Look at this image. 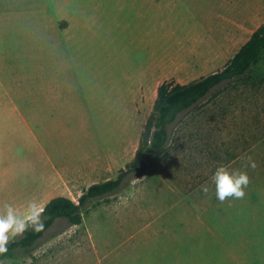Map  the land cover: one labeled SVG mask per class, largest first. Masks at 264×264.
<instances>
[{"label": "rangeland", "instance_id": "374dc122", "mask_svg": "<svg viewBox=\"0 0 264 264\" xmlns=\"http://www.w3.org/2000/svg\"><path fill=\"white\" fill-rule=\"evenodd\" d=\"M79 4L102 7L97 25L88 24V31L76 27L78 36L59 47L57 42L73 26L60 17L73 16ZM183 5L186 13L180 19L185 20L173 24L189 26L170 36L174 42L178 38L187 42L201 33L192 23V4L185 1ZM106 6L107 0H0V49L15 66L6 68L4 74L0 69V206L11 203L23 211L31 200L46 206L61 195L78 202L88 187L117 177L134 158L154 109L158 85L139 86V97L131 106L118 87L111 86L136 76L150 55L144 44L145 23L137 10L121 20V49L108 50L112 22ZM15 10L36 14L35 22L45 36L42 46L35 39L36 50L41 47L39 56L25 44L34 19L12 20V24L20 21L21 34L7 35L9 27L3 17ZM167 38L158 36L163 43ZM60 50L62 58L57 63ZM166 50L161 46L155 55L163 57ZM60 69L71 80V93L90 110L104 104L109 111L29 112V108H38L34 102L28 106V93L39 87L41 74L59 79ZM105 79L110 85L102 84ZM262 79L264 52L249 76L224 83L179 116L171 126V142L159 165L91 202L80 225L60 219L31 250L20 249L0 264H155L160 255L171 256L167 247L172 246V251L179 247L185 255L186 248L194 244L210 264H264ZM249 156L257 165L255 170L243 167ZM220 165L247 171L250 184L243 199L221 203L216 198L211 176ZM204 184L211 188L208 195L201 190ZM179 220L197 225V234L192 233V225L188 228L190 242L173 241L186 226L167 224V232L149 236L142 228L144 223ZM204 239H209L211 247Z\"/></svg>", "mask_w": 264, "mask_h": 264}, {"label": "crops", "instance_id": "0c3cea01", "mask_svg": "<svg viewBox=\"0 0 264 264\" xmlns=\"http://www.w3.org/2000/svg\"><path fill=\"white\" fill-rule=\"evenodd\" d=\"M185 1L192 4L189 10V12H192V23L201 33L199 32L187 42L185 40L181 41V38L174 42L169 39L170 36L173 38L178 28L182 27L185 29L186 26H189V24L182 26L173 24L177 19L185 20L184 18L180 19V16L186 13L185 8H183L184 5L181 7V4ZM135 10H137L139 17L145 23L143 33L146 38L144 44L150 56L147 57L148 61L136 76H132L127 81H120L111 85L117 86L120 93L127 97L129 106L138 99L139 86L158 85L159 88L166 81L187 84L202 76L224 69L236 53L251 39L258 28L264 24V0H107L106 15L108 20L112 22L107 35L108 50L115 52L121 49L120 37L123 33L121 20L129 14H133ZM20 12L11 11L4 14L3 18L7 20V26L9 27L7 35L13 36L15 31H18V35L21 34H19L20 21L12 24V20L29 21L36 18V14L26 15ZM101 14L102 7L99 4L95 6L79 4L73 16L62 15L60 18L72 22L73 26L71 31L65 32L64 36L57 42L58 46L61 47L62 42L70 40L71 37L76 38L78 36L77 28L78 30L84 28L85 31H88V24L92 25L94 22L97 25ZM31 22L33 26L32 29H29V33L27 32L29 35L25 44L28 49L32 52L35 51L36 55L39 56L41 47L36 50L39 45L35 44V39L39 38L42 42L40 46H42L45 36L41 33L42 27L38 22H35V19ZM93 32L98 36L96 31ZM47 36L49 38V35ZM158 36H167L168 38L163 43L162 40L158 39ZM20 46L21 44L18 43L17 47ZM161 46L167 49L163 57L155 55ZM60 54L61 50L55 56L57 63L62 58ZM8 57V53L0 49V69L2 74H4L6 68L15 67H13ZM60 70L59 79L48 78L49 74L44 72L41 74L43 79H39L42 80L39 83V87L32 88L28 93L30 99L28 106H31L30 102H34L38 108H29V112H37L39 109H42L43 112L109 111V108H105L104 104L99 105L95 110H90L91 108L87 107L89 105L86 102L71 93V89H69L71 80L62 72V69ZM174 78H178V80ZM9 82L10 80L8 79L5 85ZM99 82L100 80L96 83L98 84ZM101 82L103 85H110L107 84L109 83L107 79ZM86 83H89V81L86 80ZM64 93H67V95ZM27 124H29L28 121ZM167 224L187 227L178 230V234L173 239L175 243L191 241V230L188 229L191 225L192 228L194 227L192 233H198L197 225L195 226V223L193 224L189 220L144 223L142 228L147 230L145 233L147 236L164 234L167 232L165 227ZM205 233L204 237L208 238V234L206 233L205 235ZM147 239L142 238V241H147ZM204 241L211 247L209 239H204ZM186 249L187 252L184 255V252H181L179 247L173 251L172 246L167 247L166 252L171 251V256L165 257L162 254V257L160 255L155 264H210L208 256L202 254L195 244L193 248L188 246Z\"/></svg>", "mask_w": 264, "mask_h": 264}, {"label": "trees", "instance_id": "16d2710c", "mask_svg": "<svg viewBox=\"0 0 264 264\" xmlns=\"http://www.w3.org/2000/svg\"><path fill=\"white\" fill-rule=\"evenodd\" d=\"M263 52L264 24L224 69L187 84L166 81L160 85L153 112L141 133L139 147L126 167L119 171L117 177L92 184L79 197L78 202L66 196L52 198L45 207L44 230H30L16 238L8 245V251L0 255V263L13 258L20 249L31 250L60 219H66L71 225H80L83 222V211L91 202L118 191L128 178L140 177L150 167L159 165L171 142V126L178 121L179 116L199 105L224 83L249 76L253 67L261 61Z\"/></svg>", "mask_w": 264, "mask_h": 264}, {"label": "clouds", "instance_id": "9594fccd", "mask_svg": "<svg viewBox=\"0 0 264 264\" xmlns=\"http://www.w3.org/2000/svg\"><path fill=\"white\" fill-rule=\"evenodd\" d=\"M244 169L257 167L255 161L249 156ZM211 183L214 185L215 196L221 202L230 199H243L246 189L250 184V176L246 170L230 168L228 165H220L211 176ZM201 190L208 195L211 188L208 184L201 185ZM45 205L31 200L23 211L11 203L0 206V255L8 251V245L25 232H41L44 230Z\"/></svg>", "mask_w": 264, "mask_h": 264}]
</instances>
